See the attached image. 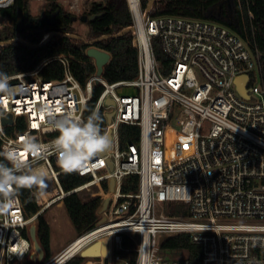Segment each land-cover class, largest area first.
<instances>
[{
	"label": "built area",
	"instance_id": "1",
	"mask_svg": "<svg viewBox=\"0 0 264 264\" xmlns=\"http://www.w3.org/2000/svg\"><path fill=\"white\" fill-rule=\"evenodd\" d=\"M13 1L0 0V9ZM127 3L137 47L135 77L110 82L95 70L81 83L64 53L8 75L14 93L11 98L0 94L3 153L9 147L23 153L26 135L44 144L58 135L38 113L42 103L57 109L58 115L71 112L82 119L97 112L110 147L77 172L88 179L67 190L60 183L63 171L55 154L39 161L22 155L33 166L48 169L56 191L41 196L39 188L33 190L39 207L29 216L18 193L13 207L0 213V264H63L96 240L105 241L106 253L94 257L95 264H144V251L158 264H264L262 52L217 20L152 15L153 0L145 7L140 0ZM235 7L236 1L230 0L232 19ZM247 13L251 19L252 10ZM153 37L171 61L166 73L155 56ZM50 60L61 63L60 78L39 75ZM241 74L248 75V96L237 89L235 78ZM95 86L101 90L94 99ZM5 115L11 122H3ZM19 117L21 129L16 128ZM123 123L137 126L135 141L121 142ZM83 190L100 198L99 207L107 199L105 207L97 209L96 223L54 256L38 260L31 224L36 225L37 215L54 202ZM177 233H189L201 246L199 257L190 258L181 249H171L179 255L162 252L170 249H162L161 241ZM124 235L135 247L123 246ZM132 249L137 252L134 261L119 253Z\"/></svg>",
	"mask_w": 264,
	"mask_h": 264
},
{
	"label": "trees",
	"instance_id": "2",
	"mask_svg": "<svg viewBox=\"0 0 264 264\" xmlns=\"http://www.w3.org/2000/svg\"><path fill=\"white\" fill-rule=\"evenodd\" d=\"M143 7L149 0H140ZM236 1V13L242 38L252 47H257L262 52L264 61V0H238ZM228 0H153L152 15L172 14L188 17L207 18L217 20L230 27L226 18H219L223 14ZM251 2H253L251 4ZM30 0H14L13 3L0 9V41L10 40L0 44V72L7 75L33 69L38 63L48 56L64 53L70 59V67L77 79L84 83L86 78L94 73L96 65L94 59L87 55L88 40L96 39L93 45L109 52V60L103 66L102 74L107 81L133 78L137 74V47L132 43V31L126 30L131 23V13L127 0H85L81 11L75 20L86 25L83 34H79L74 26L72 16L75 13L66 8L59 0H45L40 12L32 14L29 6ZM252 10L253 17H248L247 9ZM220 12V13H219ZM99 13L93 19L80 20V15ZM20 14L21 25L17 28V17ZM218 17V18H217ZM52 34L44 41L46 34ZM70 33L72 35H67ZM77 35V36H73ZM153 50L156 58L162 63V72L169 70L171 61L163 52L159 39L152 38ZM264 73V68H263ZM39 75L44 79H57L63 75L60 62L50 60L43 65ZM101 90V86L93 88L95 99ZM90 106V104H89ZM17 129L23 128V117L18 118ZM129 131L124 132V130ZM132 129V130H131ZM134 134V135H133ZM137 138V126L122 124L120 139L122 143L135 141ZM3 152L0 146V160H3ZM6 162V161H5ZM88 179L74 173H60L59 180L62 187L67 190L77 186ZM125 189H127L124 186ZM135 189V183L132 186ZM21 188L17 192L26 216L38 210L33 190ZM100 198L90 192L84 195L73 192L63 197L62 205L73 227L75 235L94 226L97 220V209ZM36 237L43 249L41 261L51 257L50 224L43 212L36 218ZM124 247H135V242L129 236H123ZM162 249H181L190 258H197L201 253V246L190 239L189 233H177L167 236L161 241ZM123 256L135 260L136 251L120 250ZM87 258L76 253L69 257L63 264H83Z\"/></svg>",
	"mask_w": 264,
	"mask_h": 264
},
{
	"label": "clouds",
	"instance_id": "3",
	"mask_svg": "<svg viewBox=\"0 0 264 264\" xmlns=\"http://www.w3.org/2000/svg\"><path fill=\"white\" fill-rule=\"evenodd\" d=\"M13 93L14 86L10 84L9 76L0 72V94L11 98ZM37 111L58 135L49 144L41 143L31 135L22 138L20 148L23 154L30 155L34 160H43L48 155L55 154L57 166L64 173H74L90 166L91 161L109 150L110 141L102 132L101 117L97 112L93 111L86 119L71 112L58 115V110L48 103H42ZM2 155L4 159L0 160V213L13 207L14 197L21 188L38 187L40 195H45L44 189L49 178L46 167L33 166L22 157L16 147H9ZM143 255L144 264H158L156 258L147 251Z\"/></svg>",
	"mask_w": 264,
	"mask_h": 264
},
{
	"label": "water",
	"instance_id": "4",
	"mask_svg": "<svg viewBox=\"0 0 264 264\" xmlns=\"http://www.w3.org/2000/svg\"><path fill=\"white\" fill-rule=\"evenodd\" d=\"M97 15H99V13H94V14H91L89 16L80 15L79 18H80V20L85 21L87 19H93ZM76 18H77V15H73L72 16L73 20H75ZM227 23L228 24H232L233 27L237 31L240 30V26H239L238 19H237L236 15L233 18V20H227ZM20 25H21V19H20V14H19L18 17H17V25H16V27L18 28ZM126 30H131V26L123 29L122 31L118 32L117 34L123 33ZM51 34H52V32L46 34V36L43 38L42 41L46 40ZM66 34L67 35H72L70 33H66ZM73 36H77V35H73ZM96 40H97V38L87 41L90 44V46L87 48L86 52H87V55L91 56L94 59L95 65H96V72L97 73H102L103 66L109 60L110 54L106 50L98 48L95 45H93L94 41H96ZM8 41H10V40L0 41V44H3L4 42H8ZM247 79H248V75L247 74H241V75H238L235 78L237 89L243 96H248L247 95V91H246V87H245V83H246ZM109 115H110V113H109ZM11 120H12V118L9 115H5L3 117V122L4 123L11 122ZM108 136H109V134H108ZM106 203H107V199L105 201H103L101 206L98 208V211H101L105 207ZM30 236H31V238L33 240L34 248L38 252V260H41L42 256H43V249H42L41 245L39 244V242L37 240V237H36V225L35 224H31V226H30ZM105 253H106V243H105V241L96 240V241L92 242L91 244L87 245L86 247H84L80 251L79 254L82 257H85V258H90V257L94 258V257H98L100 255H104Z\"/></svg>",
	"mask_w": 264,
	"mask_h": 264
},
{
	"label": "rangeland",
	"instance_id": "5",
	"mask_svg": "<svg viewBox=\"0 0 264 264\" xmlns=\"http://www.w3.org/2000/svg\"><path fill=\"white\" fill-rule=\"evenodd\" d=\"M66 8H68L71 12L75 13V15H79L82 4L85 0H77V5L71 8L69 5L73 0H59ZM45 3V0H30L29 6L32 14H36L41 11ZM233 20V19H232ZM4 20L0 17V22L2 23ZM74 26L76 31L79 34H83L86 30V25L78 20H74ZM88 190H83L80 193L84 195ZM43 214L47 221L50 224V247L52 251V256H54L60 249L66 246L71 240L75 237V232L73 227L68 219V216L63 208L62 202L56 201L50 207L43 211ZM36 223V221H35ZM163 253L176 254L179 255L180 252L175 250H163ZM92 260L93 264H95V259L87 258L86 260ZM85 260V261H86ZM84 261V262H85Z\"/></svg>",
	"mask_w": 264,
	"mask_h": 264
},
{
	"label": "bare ground",
	"instance_id": "6",
	"mask_svg": "<svg viewBox=\"0 0 264 264\" xmlns=\"http://www.w3.org/2000/svg\"><path fill=\"white\" fill-rule=\"evenodd\" d=\"M139 31L142 32L141 26H139ZM46 185H47V187H46V189H44V191H45V195L44 196L50 195L52 193H55L56 189H55L53 183L51 182L50 178H48V180L46 181ZM83 264H93V261L88 259Z\"/></svg>",
	"mask_w": 264,
	"mask_h": 264
},
{
	"label": "flooded vegetation",
	"instance_id": "7",
	"mask_svg": "<svg viewBox=\"0 0 264 264\" xmlns=\"http://www.w3.org/2000/svg\"><path fill=\"white\" fill-rule=\"evenodd\" d=\"M218 17L219 18H223L224 17V18H226V20H232V18L230 17V2H227L225 12L223 14H221V13L218 14Z\"/></svg>",
	"mask_w": 264,
	"mask_h": 264
},
{
	"label": "snow or ice",
	"instance_id": "8",
	"mask_svg": "<svg viewBox=\"0 0 264 264\" xmlns=\"http://www.w3.org/2000/svg\"><path fill=\"white\" fill-rule=\"evenodd\" d=\"M21 155H24L23 153H21Z\"/></svg>",
	"mask_w": 264,
	"mask_h": 264
},
{
	"label": "crops",
	"instance_id": "9",
	"mask_svg": "<svg viewBox=\"0 0 264 264\" xmlns=\"http://www.w3.org/2000/svg\"><path fill=\"white\" fill-rule=\"evenodd\" d=\"M228 2H230V0Z\"/></svg>",
	"mask_w": 264,
	"mask_h": 264
}]
</instances>
